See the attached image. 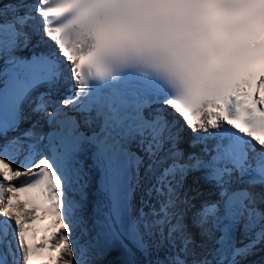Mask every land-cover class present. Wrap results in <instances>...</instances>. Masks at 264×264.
Returning a JSON list of instances; mask_svg holds the SVG:
<instances>
[{"label":"snow or ice","instance_id":"6c2138e0","mask_svg":"<svg viewBox=\"0 0 264 264\" xmlns=\"http://www.w3.org/2000/svg\"><path fill=\"white\" fill-rule=\"evenodd\" d=\"M30 45L28 56L16 54ZM41 45L46 50L36 52ZM0 60V264H32L35 252L25 243L33 217L9 193L54 216L53 259L61 264H90L85 257L96 245H82L79 236L93 229L97 244L101 236L121 244L127 238L143 250L145 233L159 228L163 235L164 226L171 246L177 239L181 245L171 264H188L195 242L184 213L172 209L177 187L196 171L219 198L193 214L216 247L191 264H239L237 257L264 244V0H11L0 5ZM65 87L68 94L56 99ZM25 104L46 117L49 130L33 124L9 138L28 119ZM177 116L206 134L190 143L202 145L199 154L185 158L179 148L184 126ZM209 139L217 143L209 147ZM139 152L156 180L148 195L164 199L133 218L130 170L139 182ZM88 154L107 197L91 227L69 195L86 199Z\"/></svg>","mask_w":264,"mask_h":264},{"label":"bare ground","instance_id":"6f19581e","mask_svg":"<svg viewBox=\"0 0 264 264\" xmlns=\"http://www.w3.org/2000/svg\"><path fill=\"white\" fill-rule=\"evenodd\" d=\"M30 1V0H29ZM9 2L4 1L0 2V5L8 4ZM2 68V67H1ZM64 91L61 89V92L56 97V99H62L64 96L62 93ZM51 109H49L50 111ZM41 119L46 121V117L43 115H38ZM44 130V129H43ZM191 130V129H190ZM191 132H193L191 130ZM20 135V132L13 133L8 137L11 138L13 136ZM3 139H0V143H3ZM82 159L84 160V171L86 176L84 177L87 180V187L84 188L83 194L86 196V199L81 201V193L80 192H72L70 193V197L82 203V214L84 215L85 219L88 220L89 227L92 225L93 212L95 207L98 204H106L107 197L103 191L100 190L101 188V173L98 168L93 164L91 155L88 154L83 156ZM148 164V159L143 163V165L139 168V182L136 179V171L135 169H131L132 178L134 180V203L133 210H132V217L136 218L140 215V210L143 209L144 213H149L151 208L155 206L157 209L159 205V199H163L164 197L157 198L156 194L153 192L151 195H148V189L152 187L154 184V177L153 175H146V166ZM18 181V180H17ZM15 184L16 181H13ZM210 185L215 186L214 183L209 182ZM216 187V186H215ZM194 189L191 191H187V195L189 197V201L194 207L189 208L187 205L185 206V213L190 215L191 212L195 210V200H196V193L193 192ZM16 203L20 205L18 209L22 214H27L31 216L32 213L23 205L21 198H17ZM103 211H107L106 208ZM103 219L102 216L99 217ZM146 219L152 220L154 217L147 216ZM172 222H175L173 219ZM187 228L192 226L191 219L188 216L186 218ZM30 222H25V228L29 226ZM58 229V228H57ZM57 229H54L51 234V242L54 243V237L57 234ZM98 229L91 230L87 235H80V243L82 245L87 246L89 242L96 247L90 249V254L85 257L87 261H90V264H171V259L174 256V248L171 246L170 241L167 239V228L163 229V235H161L159 228H155L152 230V234L149 235L145 233L144 241L146 243V248L141 250L140 248L136 247L129 239L122 238L123 244L119 241H108L106 237L101 236L99 239V243L97 244L95 237L96 232ZM140 231L142 233L145 232L144 228L141 227ZM79 234V230L74 231L73 235L76 236ZM194 246H199L201 240L198 236L194 235ZM159 241V242H158ZM179 241V240H178ZM154 243L156 246H154ZM101 244L105 251L101 250ZM125 245L127 247H125ZM61 264V262H60ZM191 264V263H190Z\"/></svg>","mask_w":264,"mask_h":264},{"label":"rangeland","instance_id":"374dc122","mask_svg":"<svg viewBox=\"0 0 264 264\" xmlns=\"http://www.w3.org/2000/svg\"><path fill=\"white\" fill-rule=\"evenodd\" d=\"M154 246H156L155 243H154ZM100 248H101L102 251H105L104 248L102 247V244H101V247Z\"/></svg>","mask_w":264,"mask_h":264}]
</instances>
